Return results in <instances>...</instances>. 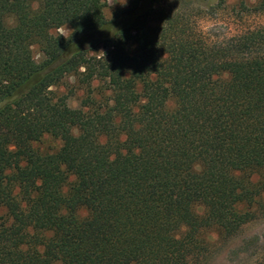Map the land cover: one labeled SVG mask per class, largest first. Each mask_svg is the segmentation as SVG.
<instances>
[{
    "label": "trees",
    "instance_id": "1",
    "mask_svg": "<svg viewBox=\"0 0 264 264\" xmlns=\"http://www.w3.org/2000/svg\"><path fill=\"white\" fill-rule=\"evenodd\" d=\"M105 2L0 0V264H207L208 230L264 217V26L213 42L163 0Z\"/></svg>",
    "mask_w": 264,
    "mask_h": 264
},
{
    "label": "rangeland",
    "instance_id": "2",
    "mask_svg": "<svg viewBox=\"0 0 264 264\" xmlns=\"http://www.w3.org/2000/svg\"><path fill=\"white\" fill-rule=\"evenodd\" d=\"M238 0H232L231 6L221 8L217 0H163L164 7H174L177 12L185 15L197 23L203 31L205 37L213 42L227 41L231 37L243 33L248 29H254L264 26V15H247L235 11L233 6ZM129 0H106L104 12L107 19H111L114 12L128 7ZM12 24L13 21L10 20ZM69 33H66V36ZM34 58L37 62L43 60L41 50L37 46L33 48ZM68 87L75 90V93L69 94ZM58 95H69V105L73 109L82 108L83 102L89 96L90 88L79 85L75 78H70L63 86L52 89ZM91 90L94 96L100 101L109 97L107 87L103 82L96 81ZM34 149L41 155L56 154L62 148V142L50 135H46L40 142L33 145ZM72 180V179H71ZM203 214V209H198ZM87 215L85 211L82 216ZM4 216L0 213V217ZM256 237H260L258 242H252ZM205 238L211 243V254L207 264H258L264 254V217H259L253 223L249 224L242 233L228 242H219V236L216 229L208 230ZM251 241V243H249Z\"/></svg>",
    "mask_w": 264,
    "mask_h": 264
},
{
    "label": "clouds",
    "instance_id": "3",
    "mask_svg": "<svg viewBox=\"0 0 264 264\" xmlns=\"http://www.w3.org/2000/svg\"><path fill=\"white\" fill-rule=\"evenodd\" d=\"M55 31H56V33H58V39L60 37H64L65 40H66V33H72V35H73V31L72 30H69V28H68L67 25L66 26H59V27H57L55 29ZM72 35H71V38H72ZM36 47H37V45H31L30 46V48H36ZM101 52L104 54V57H105V53L103 51H100L99 53H101ZM41 55H43V54L41 53Z\"/></svg>",
    "mask_w": 264,
    "mask_h": 264
}]
</instances>
